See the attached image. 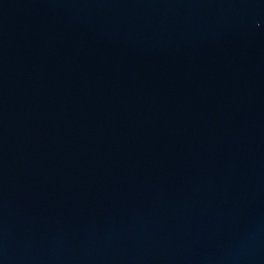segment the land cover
<instances>
[{"label": "water", "instance_id": "1", "mask_svg": "<svg viewBox=\"0 0 264 264\" xmlns=\"http://www.w3.org/2000/svg\"><path fill=\"white\" fill-rule=\"evenodd\" d=\"M0 264H264V0H0Z\"/></svg>", "mask_w": 264, "mask_h": 264}]
</instances>
